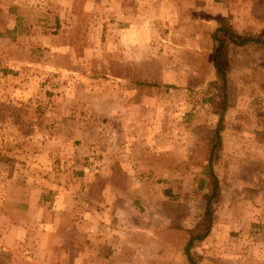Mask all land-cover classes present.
<instances>
[{
    "label": "rangeland",
    "instance_id": "obj_1",
    "mask_svg": "<svg viewBox=\"0 0 264 264\" xmlns=\"http://www.w3.org/2000/svg\"><path fill=\"white\" fill-rule=\"evenodd\" d=\"M24 8L35 20L0 16V89L25 98L0 119V264H264V47L227 45L208 168L225 105L215 29L264 39V0ZM213 175L212 230L190 261Z\"/></svg>",
    "mask_w": 264,
    "mask_h": 264
},
{
    "label": "trees",
    "instance_id": "obj_2",
    "mask_svg": "<svg viewBox=\"0 0 264 264\" xmlns=\"http://www.w3.org/2000/svg\"><path fill=\"white\" fill-rule=\"evenodd\" d=\"M214 39L217 42V45L215 47L214 51V62L216 65L217 73L219 75L220 83L222 81L223 85L222 87L224 88L223 92V100L225 102L224 107L222 108L220 112V117L219 121L217 124V127L210 139V154H209V165L208 168L211 172H213V157L214 154L216 156L219 155L221 151V147L223 144L222 141V135L221 132L225 128V112L227 110V105L228 103V72H227V45L229 42H232L236 45L239 46H244L248 43H254L258 46L264 47V39L257 38V37H251V36H238L236 35L232 29L226 25L222 24L219 25L214 32ZM139 85H155L152 83H146V82H137ZM170 86L168 85L167 88ZM213 183H212V191L207 199L206 205V211H205V217L201 221L200 225L196 227L195 229L191 230L192 238L188 242L186 246V254L189 258L190 261H193L192 255H191V248L193 246V243L195 240H204L211 232L212 226H213V204L216 202V198L218 196V191L220 187V181L218 177H215L213 175ZM197 234V235H196Z\"/></svg>",
    "mask_w": 264,
    "mask_h": 264
},
{
    "label": "crops",
    "instance_id": "obj_3",
    "mask_svg": "<svg viewBox=\"0 0 264 264\" xmlns=\"http://www.w3.org/2000/svg\"><path fill=\"white\" fill-rule=\"evenodd\" d=\"M2 2L3 4H1ZM11 2H14L13 5H11L12 4ZM29 4H30V0H0V16L2 14L1 12L3 11L5 12L4 14L6 15V20H9V21H14V22L33 21L35 20V17L29 16V14L32 13V8H29L30 11L27 10V8H24V6L28 7ZM19 5H21L22 7L21 6L18 7ZM1 22L2 20L0 19V23ZM7 31H10V30H6V27L0 26V39H6L5 34ZM15 42L16 41H12V43H15ZM12 50L18 51V53L21 52L18 48H15ZM4 51H8V49L6 50L0 49L1 57H3ZM29 52L31 53V49L29 50ZM7 54H10V51H8ZM12 64L13 65L9 66V69L11 68L15 69L16 67L21 68L22 66H26L27 63L25 62L13 63L12 62ZM20 64H23V65L21 66ZM9 69L3 68L1 71L7 75L15 74L14 71H12L13 69L12 70H9ZM16 81L18 82L20 80H16ZM0 90H3V93L0 94V119L2 117L3 118L7 117V115L9 119H16V113L23 110L25 107V104L22 101V100H25V98H22L19 96L14 97L13 90H10L11 95L10 93L7 94V92H9L8 88H5V89L1 88ZM30 110L31 109L27 110V112H29ZM1 124L2 123H0V125ZM12 148H15V147L13 146ZM259 156L263 157L261 160L262 162H264V150H263V153H261V155ZM261 194L264 195V190Z\"/></svg>",
    "mask_w": 264,
    "mask_h": 264
}]
</instances>
